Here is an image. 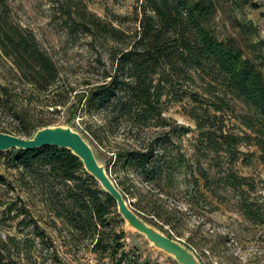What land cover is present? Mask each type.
<instances>
[{
    "label": "trees",
    "instance_id": "obj_1",
    "mask_svg": "<svg viewBox=\"0 0 264 264\" xmlns=\"http://www.w3.org/2000/svg\"><path fill=\"white\" fill-rule=\"evenodd\" d=\"M221 1L238 9L242 2ZM218 4L219 0H141L137 27L129 36L114 26L92 21L100 36L123 42V46L110 51L112 72H105L101 81L85 83L86 87L81 89L68 85L72 101L53 103L54 110L46 111L53 114L62 110L64 118L58 120L42 115L40 110L35 113L39 95L53 89L59 80L58 71L40 50L34 35L11 23L7 5L0 0V50L19 70L13 71L17 80L27 87L10 93L8 86L0 85V108L13 114L18 122L15 133L25 138L42 127L69 125L76 129L79 126L81 133L100 144L110 133L113 123L121 122L126 126L123 135L130 138V143L122 147L114 145L112 165L129 170L137 180L149 183L155 190L150 191L143 206L141 198H136L133 203L129 201V195L130 198L136 197L134 183H114L138 217L168 237L178 239L180 235L173 231L170 211L165 210L167 212L164 213L161 210L167 202L164 196L171 188L165 178L175 168L172 161L165 163L159 159V162L155 158L153 144L156 138L142 145L137 134L145 127L164 126L161 105L169 100V95L172 93L174 102L185 97L197 103L208 95L206 106L200 109V113L187 115L195 121L198 144L206 140L202 146L218 153L227 164L226 169L238 152L234 147L237 137L215 128L214 120L220 117L217 114L229 112L230 117L250 133L255 145L260 150L264 148V42L256 38L242 45L232 36L219 38L214 31ZM238 26L243 28L241 23ZM85 30L89 31L88 28ZM181 81L195 84L200 91L181 89L175 93L174 86ZM236 106L239 107L237 113L234 110ZM102 113L108 116L103 135L99 133V127L93 129L91 120ZM78 117L81 120L77 126L74 119ZM132 129L136 131L133 135L130 133ZM179 130L187 133L190 128L180 126ZM3 155L7 167L15 172L17 189L22 194L32 196V200L37 198L49 216L66 224L69 230L96 234L92 244L94 252L115 254L123 233L100 232L97 227L107 226L111 214L121 222L123 220L117 213L115 201L85 171L77 156L66 148L51 145L31 150L12 148L4 151ZM180 162V158L174 161L175 164ZM105 170L108 171L107 167ZM203 178L207 186V174ZM224 180L235 188L244 183L245 177L231 170L224 175ZM2 185L16 190L15 185L0 173ZM17 214L26 215L28 211L21 207ZM32 225L34 229L38 228L36 221H32ZM183 243L194 250L189 240ZM0 264L20 263L0 249Z\"/></svg>",
    "mask_w": 264,
    "mask_h": 264
},
{
    "label": "rangeland",
    "instance_id": "obj_2",
    "mask_svg": "<svg viewBox=\"0 0 264 264\" xmlns=\"http://www.w3.org/2000/svg\"><path fill=\"white\" fill-rule=\"evenodd\" d=\"M4 1L11 23L34 35L38 47L58 71L55 87L39 95L35 111L40 110L42 115L58 120L64 118L62 110L53 114L46 111L54 110L53 103L72 101L68 85L81 89L86 87L85 83L101 81L105 72H112L110 51L123 46V42L100 36L92 21L114 26L129 36L136 30L141 3V0ZM87 28L89 31L85 30ZM214 31L219 38L232 36L242 45L256 38L264 42V0H242L239 9L219 0ZM125 39L127 41V37ZM13 71L19 70L0 50V85L8 86L10 93L26 90ZM181 84H175V93L181 89L200 91L190 82L181 81ZM206 97L208 95L199 103L185 97L174 102L171 93L169 100L161 105L164 126H149L137 132L142 145L156 138L155 158L165 163L172 161L175 168L165 178L171 188L164 196L167 202L161 210L170 211L173 231L180 235L176 240L181 243L189 240L201 264H264V148L260 150L255 145L250 133L230 117L229 112L217 114L220 117L214 120L215 128L237 137L234 147L238 152L226 169L228 166L218 153L202 146L206 140L198 144L195 121L187 115L200 113L206 106ZM234 110L237 113L239 107ZM106 117L102 113L91 119L93 129L99 127L101 135ZM80 120L79 117L74 119L77 126ZM16 126L18 122L13 114L0 108V130L16 135ZM180 126L189 127L190 131L182 133ZM124 127L115 121L100 144L81 133L79 126L71 128L92 147L97 162L107 167L113 181L134 183L136 197L129 195V201L133 203L141 198L144 206L154 186L141 183L129 170L112 165L114 145L122 147L130 143V138L123 135ZM135 132L130 130L131 135ZM3 153L0 151V173L16 190L0 186V249L14 261L20 264H179L173 256L156 248L144 235L113 214L108 216L107 226L97 227V230L122 232L119 246L112 255L94 252L92 244L96 234L69 230L66 224L49 216L37 198L32 200V196L27 197L17 189L15 172L7 167ZM177 158L181 159L180 164L174 163ZM231 170L245 177L243 184L232 188L229 181L224 180V175ZM204 174L209 178L207 186ZM21 207L26 208L28 214L18 215L17 209ZM32 221L37 222L38 228L34 229Z\"/></svg>",
    "mask_w": 264,
    "mask_h": 264
},
{
    "label": "water",
    "instance_id": "obj_3",
    "mask_svg": "<svg viewBox=\"0 0 264 264\" xmlns=\"http://www.w3.org/2000/svg\"><path fill=\"white\" fill-rule=\"evenodd\" d=\"M45 145L66 148L77 156L81 160L85 171L93 176L101 188L115 201L117 213L128 227L144 235L146 240L156 248L173 256L179 264H201L186 245L168 237L136 215L128 202L122 197L105 168L97 162L92 147L80 133L73 130L69 125L42 127L28 138L0 132V151L12 148L31 150Z\"/></svg>",
    "mask_w": 264,
    "mask_h": 264
},
{
    "label": "built area",
    "instance_id": "obj_4",
    "mask_svg": "<svg viewBox=\"0 0 264 264\" xmlns=\"http://www.w3.org/2000/svg\"><path fill=\"white\" fill-rule=\"evenodd\" d=\"M214 264H218V263L216 262V263H214Z\"/></svg>",
    "mask_w": 264,
    "mask_h": 264
}]
</instances>
